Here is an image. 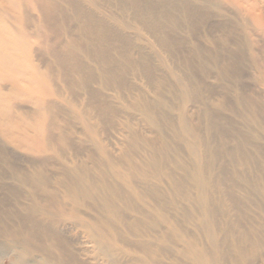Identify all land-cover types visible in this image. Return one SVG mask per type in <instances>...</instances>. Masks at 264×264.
I'll use <instances>...</instances> for the list:
<instances>
[{
  "label": "bare ground",
  "instance_id": "6f19581e",
  "mask_svg": "<svg viewBox=\"0 0 264 264\" xmlns=\"http://www.w3.org/2000/svg\"><path fill=\"white\" fill-rule=\"evenodd\" d=\"M260 3L0 0V253L82 264L69 222L112 264H264Z\"/></svg>",
  "mask_w": 264,
  "mask_h": 264
},
{
  "label": "rangeland",
  "instance_id": "374dc122",
  "mask_svg": "<svg viewBox=\"0 0 264 264\" xmlns=\"http://www.w3.org/2000/svg\"><path fill=\"white\" fill-rule=\"evenodd\" d=\"M223 5L226 9L231 10L233 12L234 16L239 14L238 9L231 7L230 4H228L226 1H223ZM259 6L264 8V0H261V3L259 4ZM28 14L34 19L38 18V16L40 15L37 10H33V9H29ZM256 32H257V35H254V38L256 37L257 40L259 38L261 40V38H262V40L264 41V39H263L264 35L257 30H256ZM50 36L52 39H55L54 42L58 41L55 34L50 35ZM46 58H47V60H50L48 56H46ZM209 82H211L212 84H217L213 78L210 79ZM245 82H246V85L250 87V89L255 90L259 94H261V96H262L261 98L264 102V82L261 81L260 75H259V70L254 65H251L247 69V77L245 79ZM16 102L19 103V105H22V104L24 105V103L20 99H17ZM26 104L27 105L30 104V105L26 106ZM23 105H22V107H23ZM32 106L33 105H31V103L27 102V103H25L24 108L26 111L31 113L34 110V106L33 107ZM119 134H120V132H115L114 134H112L113 136H111L110 139L108 140L111 149L114 152L116 151L115 152L116 154L119 153L120 152L119 149H121L124 146L123 136L121 134L120 135ZM0 146L4 148V146H6V145H4L3 143L0 142ZM8 148L10 149V150L7 149V154L9 155V157L15 159L22 166H26L28 160H32L34 158H37V159L39 158L38 155H35V156L33 155L34 157H31V154L27 153L26 151L24 152V150H19V151L13 150V147H11V146H8ZM47 156H48V158H53L52 154L51 155L48 154ZM0 161H1V159H0ZM2 168L3 167L0 164V170H2ZM50 168H51L50 172L54 171L56 173V169L54 166H51ZM0 181H2L1 178H0ZM5 182H7V181H5ZM1 185H2V183L0 182V186ZM2 190L3 189H1V187H0V194L2 193ZM2 200H3V197H2ZM12 210H14V209H12ZM62 227L65 230H67V232H66L67 235L73 241V245H74L75 249L77 250L76 258L82 264H112V261L107 260L106 258L97 254L94 251V242L85 234V232L83 231V228L80 225H78V224L73 225V224H70L69 222H65V223H63ZM5 239H7V238H5ZM8 248H9V250L7 249L6 251L0 253V264H15L13 261V256H14L13 251L15 250L14 249L15 247H14V245H11V247L9 246ZM38 253H40V252H36L35 258L37 259V261H39V264H42L41 259H40V258H42V256H41L42 253H40V255H38ZM37 256H38V258H37ZM120 261H121L120 264H129L126 260H120Z\"/></svg>",
  "mask_w": 264,
  "mask_h": 264
}]
</instances>
